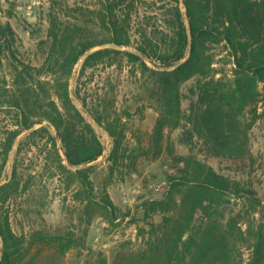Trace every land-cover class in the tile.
Instances as JSON below:
<instances>
[{"label": "trees", "instance_id": "16d2710c", "mask_svg": "<svg viewBox=\"0 0 264 264\" xmlns=\"http://www.w3.org/2000/svg\"><path fill=\"white\" fill-rule=\"evenodd\" d=\"M97 5V12L89 11L108 30L107 38L88 40L81 35L86 28L76 24L53 28V47L60 51L53 79L36 78L30 65L16 69V90L6 106L14 109L17 118L7 131L1 168L23 133L30 141L46 133L53 143L55 168L78 181L74 197L93 202L94 183L88 168L81 166L98 159L104 145L75 105L69 80L75 64L89 50L103 44L131 46L132 33L138 39L133 50L101 48L87 55L83 67L117 52L139 63L140 72L150 76L159 107L151 141L154 156L161 152L165 129L178 127L185 118L209 154L237 160L252 155L251 131L260 117L259 87L264 83V0H98ZM220 45L234 64L232 78L216 77L214 47ZM191 81L193 98L187 116L181 91ZM94 119L112 137L111 155H117L124 137L120 120ZM38 124L43 125L36 128ZM177 163L178 172L168 176L166 193L142 204L150 228L145 230L148 247L139 264H264V220L256 223L264 199L258 190L193 156H181ZM18 171L17 160L8 181H3L0 171V264H20L21 252L36 243L52 245L64 254L74 247L65 233L47 229L44 219L28 232H17L12 214L4 213V206L20 193ZM232 197L238 203L228 208ZM98 203L111 210L112 218L116 216L107 196ZM154 215L161 217L158 223ZM248 243L252 251L245 261L241 247Z\"/></svg>", "mask_w": 264, "mask_h": 264}, {"label": "rangeland", "instance_id": "374dc122", "mask_svg": "<svg viewBox=\"0 0 264 264\" xmlns=\"http://www.w3.org/2000/svg\"><path fill=\"white\" fill-rule=\"evenodd\" d=\"M97 4L98 0H38L31 14L0 4V171L3 181H8L17 160L21 178L20 193L3 210L12 214L17 232H28L44 219L47 229L63 232L74 241V247L64 254L52 245L36 243L21 252L20 264H139L148 247L150 228L142 204L166 193L168 176L177 174V158L181 156H193L245 187L254 186L264 199V83L259 87L260 117L251 131L249 158L237 160L209 154L188 118L174 129H165L161 152L155 157L151 141L159 107L150 89V76L140 72L139 63L117 52L83 67L87 55L101 48L133 50L138 44L134 33L131 46L103 44L89 50L75 64L69 80L75 105L104 145V153L98 159L81 166L88 168L94 183L93 202L74 197L78 181L68 172L57 171L53 143L46 133L31 141L26 138L28 133H23L15 141L5 167L1 168L7 131L14 128L17 118L14 109L6 106L9 95L16 90V69H22L23 64L30 65L29 71L36 78L53 79L54 62L60 52L53 47V28L76 24L86 28L81 35L88 40L107 38L108 30L96 13L89 11L97 12ZM138 20L135 18L134 24ZM214 48V66L219 71L216 77L224 74L232 78L234 64L230 62L228 50L221 45ZM192 89L191 81L181 91L182 110L187 116ZM99 116L120 120L124 137L117 155H111L112 137L94 119ZM246 117L251 120L249 111ZM106 196L115 206L113 218L111 210L98 203ZM237 203L234 197L230 198L228 208H235ZM160 220L159 215H154V222ZM259 220H264L263 210L257 214V224ZM1 248L0 237V259ZM251 251L249 243L241 247L245 261Z\"/></svg>", "mask_w": 264, "mask_h": 264}, {"label": "built area", "instance_id": "2783aa9c", "mask_svg": "<svg viewBox=\"0 0 264 264\" xmlns=\"http://www.w3.org/2000/svg\"><path fill=\"white\" fill-rule=\"evenodd\" d=\"M38 0H0V4L14 6L17 10L31 14Z\"/></svg>", "mask_w": 264, "mask_h": 264}]
</instances>
